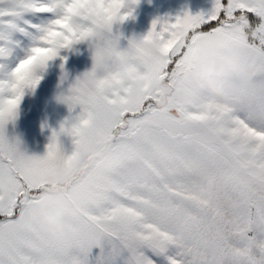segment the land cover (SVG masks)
<instances>
[{"label": "snow or ice", "instance_id": "obj_1", "mask_svg": "<svg viewBox=\"0 0 264 264\" xmlns=\"http://www.w3.org/2000/svg\"><path fill=\"white\" fill-rule=\"evenodd\" d=\"M139 0H0V264H264V0H213L207 14L153 20L119 46L114 25ZM25 14L37 35L14 56ZM24 24H28L24 21ZM86 42L90 71L58 99L69 113L44 155L10 137L26 93L61 51ZM241 43L245 58L221 96L177 99L157 116L161 91L202 50ZM67 74L62 79H66ZM107 137L103 161L88 162L73 185L82 209L53 239L39 206L64 156ZM93 249L98 253L93 257Z\"/></svg>", "mask_w": 264, "mask_h": 264}, {"label": "clouds", "instance_id": "obj_2", "mask_svg": "<svg viewBox=\"0 0 264 264\" xmlns=\"http://www.w3.org/2000/svg\"><path fill=\"white\" fill-rule=\"evenodd\" d=\"M246 54L239 42L227 49L211 47L202 50L190 70L179 72L171 80L173 91H161L156 115L168 113L178 98L196 99L204 92L215 96L225 94L229 74ZM109 150L108 138L101 137L97 142L64 156L58 164L53 182L39 206L40 221L53 239L63 235L66 227L65 216L75 217L82 209L81 198L72 191L74 181L82 168V158L87 156L89 163L103 161Z\"/></svg>", "mask_w": 264, "mask_h": 264}, {"label": "rangeland", "instance_id": "obj_3", "mask_svg": "<svg viewBox=\"0 0 264 264\" xmlns=\"http://www.w3.org/2000/svg\"><path fill=\"white\" fill-rule=\"evenodd\" d=\"M212 6L213 0H139V3L134 5L133 18L114 25V31L118 30L122 34L119 46L122 49L126 48L130 38H140L145 35L150 30L153 20L166 16L175 17L185 12L192 15L207 14L210 12ZM51 18V15L25 14L20 24L21 27H25L29 31L30 35L16 34L14 39L18 41V44L15 47L14 56L22 57L27 47L32 43V36L38 34L35 28H29L28 25H40L46 23ZM24 21H27L28 24H24ZM91 55L86 42L75 45L69 50L61 51L60 56L67 57L63 69L72 70L77 78L91 70ZM62 62L59 57L49 62L48 67L42 73L43 78L35 90L42 89L44 91L51 86V83L55 80V76H57V71L61 69L60 65ZM35 90L26 91L24 96L31 99L34 97Z\"/></svg>", "mask_w": 264, "mask_h": 264}, {"label": "crops", "instance_id": "obj_4", "mask_svg": "<svg viewBox=\"0 0 264 264\" xmlns=\"http://www.w3.org/2000/svg\"><path fill=\"white\" fill-rule=\"evenodd\" d=\"M65 74L67 78L62 79ZM56 75L48 89L35 90L31 99L23 97L17 118L7 125L8 135L19 138L22 149L29 155H44L53 131L59 132L61 124L80 111L77 107L69 113L67 105L58 99L61 95L68 94L70 84L76 79L74 72L60 69ZM59 142L64 154H71L74 148L73 138L61 134ZM98 251L93 249L92 256L94 257Z\"/></svg>", "mask_w": 264, "mask_h": 264}]
</instances>
